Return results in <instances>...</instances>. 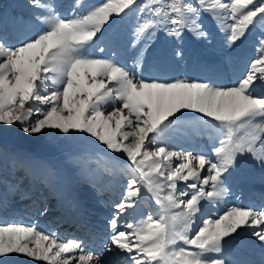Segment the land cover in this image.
<instances>
[{
    "label": "snow or ice",
    "instance_id": "snow-or-ice-1",
    "mask_svg": "<svg viewBox=\"0 0 264 264\" xmlns=\"http://www.w3.org/2000/svg\"><path fill=\"white\" fill-rule=\"evenodd\" d=\"M29 5L37 10L30 18L39 26L33 36L11 43L0 33V135L13 126L27 135L45 130L88 134L113 154L114 165L126 158L128 179L123 198L113 205L102 251L84 253L83 240L63 242L35 224L13 222L0 224V258L22 254L46 264H105L107 252L120 256V264H228L220 255L224 244L245 228L264 246V209L233 206L189 234L201 202L218 203L228 195L227 181L242 157L250 156L264 169V94L256 92L264 86V0H101L92 5L75 0L74 8L83 10L70 17L50 0H29ZM129 13L142 20L127 39L136 55L122 66L112 57L120 54L124 38L118 25ZM206 17L231 21L221 28L229 49L259 29L255 55L235 83L217 86L140 74L157 32L176 41L174 56L182 60L186 32L208 40ZM185 111L200 114L222 131L211 150L214 159L160 142ZM141 188L161 214L153 218L149 213L121 230L118 221L136 206ZM47 212V206L40 209L41 215ZM176 220L182 222L179 231ZM178 241L184 246L177 247Z\"/></svg>",
    "mask_w": 264,
    "mask_h": 264
},
{
    "label": "rangeland",
    "instance_id": "rangeland-1",
    "mask_svg": "<svg viewBox=\"0 0 264 264\" xmlns=\"http://www.w3.org/2000/svg\"><path fill=\"white\" fill-rule=\"evenodd\" d=\"M99 1L101 2V0H84V4L85 5L96 4L99 3ZM50 2L56 6V10L61 15L65 14L64 11L67 12L70 11V13L73 14L74 11L80 12L83 10V9H75V8L72 9L75 5V0H50ZM138 2H143V0H138ZM149 3H151V0H149ZM36 11H37L36 9L30 7L29 0H0V33H3L6 36V38L10 40L11 43H17L20 40H24L21 39V37L24 38L28 37L27 33L33 34L36 30L37 31L39 30V26L34 23H31L32 21L30 19L33 13ZM209 18L212 21H214L216 27L218 28L219 30L218 34H220L223 38H226L227 32L226 30L222 31L221 28L223 27L224 29H226L227 25L229 24V22L231 23V21L223 20L218 22L213 20L211 17H206L204 20L205 22L204 27L206 28H208L207 21H211ZM141 20L142 17H140L139 15L135 13H129V15L123 21H121L119 25L123 27L120 28L119 30L122 37L124 38L122 44L123 43L126 44V41L128 37L131 35V32L134 30L135 26L141 22ZM206 28H204L205 31L207 30ZM23 31L25 32L24 34L22 33ZM258 35H259V29L253 30V32L250 34V36L247 39L250 40L256 39V36ZM159 36L163 37V41L165 42V46L167 47L166 49L170 53L171 51L170 44L173 43L174 45L175 40L171 37L166 36L162 31L157 32L156 37L154 38V41L152 42L150 47H152L155 44L156 40L159 39ZM189 38H191V40H193V43L197 45L198 47L197 49L201 55L207 58H209V56L210 57L213 56L212 51H210L208 56L203 49L205 42L207 43L208 40H203V39L198 40L194 38L191 33H187V32L183 37V45H182L183 50L186 49L185 47H187L186 44ZM241 43L242 42H237L235 47V49L237 50L232 49L230 52V50L226 47L225 39H223V41L220 42L221 47H217L214 49V56L212 57L213 60H210L211 61L210 63L219 64L221 66L224 65L225 63L229 65L230 60L233 59V56L235 57V55L238 54L239 51H241L240 49H243L244 44ZM244 43L246 44V41ZM251 47L252 48L250 49L248 47L247 50L252 55H255V51H254L255 46H251ZM218 52H219V57L217 54ZM135 55H136L135 49L125 48L120 50V54L119 56L116 57L115 60L119 62L122 66L130 65L131 60ZM198 63L199 62L193 61L188 64L179 63L178 65H176L177 63L172 62L170 65V69H173L174 73L169 72L168 74L171 77H175L174 74L177 75L175 79H179L181 77L188 78V74L186 70H184L185 69L184 66L193 69L194 68L193 66H197L196 64ZM147 64L148 62L146 61V65L144 64L145 66L142 65L141 67L142 71H140V69L138 71L140 72V74H142L145 78L148 79L149 66ZM175 69L181 70L182 72L180 73L181 76L178 75ZM220 75L221 74L218 73L216 77H220ZM256 92L258 95L264 94V86H258ZM102 108L106 111L111 110V106L109 104H103ZM196 118L201 123H205V124L207 123V125H209L210 128L212 126H215L214 123L208 121L200 114L185 111L184 114L180 116L179 119H174L172 129L169 131L167 135L161 138L160 142L164 145H167L169 149L172 148V150L178 151L179 145L186 138L182 137L183 136L182 134H174L172 136L173 132L177 128H183V125L187 126L188 128L195 126ZM237 134L242 135L243 130H240ZM170 136L172 137L170 138ZM168 137L169 139H167ZM200 147L203 148L202 150L205 149L204 148L205 146H200ZM188 149H184V150L188 151ZM0 153H2V155H0V194H2L1 191L6 189L8 185L15 186L16 189L15 191L18 192L21 188L25 190L26 189L32 190V187L36 188V184H38L39 186L38 189H42L45 191L43 193L45 198L43 206H47L48 208L47 216L44 217L45 221L51 218L50 212H53L57 204L55 196L62 189L61 188V177L63 170L62 166L67 170V173L70 176L69 177L70 188L72 189V191L76 192V196L80 200L77 201L75 200V198L74 200H71L75 202V206L77 205V203L79 204L80 202H84L88 205L91 204V206L98 205L97 208L99 209V211L95 207H90V206L88 207L87 210L88 212L93 213V215H95L96 212L97 214H99L98 216L99 218L101 217L105 220L111 218V215L112 213H114V210H112L108 206V207H104L103 208L104 212H102L100 207H102L101 205H104L106 202H108V200L102 199L103 201L100 205L98 204V201L101 200L98 199L106 196L107 194V198L111 200L114 196V193L110 194V192L117 191V189H119L118 191L121 192L119 196L115 195L117 202H119L123 198V193L128 179V173L124 168V165L127 163L126 158H123L118 166L114 165L111 160V156L113 154L107 152L103 145L99 144V142H97L95 138L90 137L88 134L75 133L71 135H64L59 133L57 130H45L40 134L27 135L23 131H21L18 126H13L11 128L6 129L3 135H0ZM7 160L9 161L8 163L6 162ZM240 160L247 162L248 156L242 157ZM176 163L177 161L174 159L172 161V165L175 166ZM193 163L195 164L196 162L193 161ZM241 164L243 163L241 162ZM19 165L23 167L18 169ZM244 166L247 172L251 171L250 167L247 166V164H244ZM7 169H9V174H7ZM49 170L51 171L52 175L48 174ZM88 174H91L95 178V180L97 179V181L100 182V185L104 189L103 190L97 189V191H95L96 193L94 195H91V192L88 191L91 189V185L89 182L95 180L89 179ZM205 174L206 171L201 172L202 176ZM3 177H5V179ZM86 181L89 182L87 183ZM86 184H89L88 186L90 188H87L88 186ZM179 187L182 188L184 187V185L180 184ZM149 198H150V194L147 193L144 190V188H141V196L136 204V207L138 209L140 208V211L137 214V219L135 221L131 220L132 217L130 215V212L132 211V208L128 209L127 212L120 218L119 220L120 223L118 222L121 227V230H124V225L127 223H132L136 225L141 220L146 218V216L149 213L152 214L153 218H156L158 215L161 214L160 206H152V204L149 206L146 203L147 200H149ZM187 198L188 197H184V199ZM203 203L204 201L201 202V209L203 208L204 205ZM62 205L64 204L62 203ZM109 205L110 207L113 208L114 204L110 202ZM72 206H74V204L70 203L69 207ZM82 206L84 207V205ZM105 208L106 209L109 208V209L105 210ZM91 209H96V210L91 211ZM228 210L230 209H228L227 207L224 213H226ZM107 211H109V217L108 214L105 213ZM178 211L180 210L171 209L172 213ZM224 213H222L221 215H223ZM77 215L78 213L75 216ZM207 215L206 216H203V214L197 215L195 223L189 229V234H192L202 225L203 221L207 219L208 216H210ZM125 217L126 220L123 219ZM211 218L214 219V217ZM84 221L85 219L83 217V223ZM86 223H88V221H86L85 224ZM105 224H107V222H105ZM174 224L177 231L181 230L182 222L180 220H176ZM47 225L45 228H48L49 230H51V232L52 231L56 232L57 230L56 226L53 225L54 227H52V223H47ZM109 232L110 229L107 230V233ZM57 237L59 236L57 235ZM106 239L107 238L105 236L104 240L106 241ZM226 243H228V238ZM181 246H184L183 242L178 241L177 247H181ZM108 259H112V258H108ZM113 259L116 260L115 264H118V262L120 261L118 260L117 255Z\"/></svg>",
    "mask_w": 264,
    "mask_h": 264
},
{
    "label": "bare ground",
    "instance_id": "bare-ground-1",
    "mask_svg": "<svg viewBox=\"0 0 264 264\" xmlns=\"http://www.w3.org/2000/svg\"><path fill=\"white\" fill-rule=\"evenodd\" d=\"M157 68L158 64L157 62L153 63L152 68ZM220 77H215V85L217 86H221L219 82H221ZM219 80V82H218ZM217 83V84H216ZM186 146L189 150H191V148H197L199 149H203L200 147V145H198L195 141H189L188 139H185L184 141H182V143L179 145V147L181 148V146ZM205 148V147H204ZM247 166L250 167L251 171H246L250 184H249V188L248 190H250V197L255 195L254 193H256L257 195L254 196L252 199H257L258 202L264 201V169H262L255 160H253L250 156H248V161L246 162ZM246 166V167H247ZM245 167V166H244ZM237 169V167L235 168ZM246 170V168H245ZM249 170V169H248ZM239 170L237 172H235L234 170L232 171L231 176L229 177L228 181H227V186L229 187L230 192L233 191V196L231 197H227V195L225 197H223L218 203H207L204 202L203 204V208L201 209V212L197 215L203 214V216H206L208 213H211V217L217 218L218 216H220L222 213H224L228 207V209H231L230 206H242L241 205V201L242 199H240L239 197H244L245 192V185L243 184V181L241 180V176L238 175ZM263 186V188H262ZM239 189V190H238ZM13 190V186L9 187L8 190L2 194H0V224L3 223V219L4 222L9 219H11V222L8 223H21L24 225H32L30 223H28V217H22L21 214H19V210L17 209L19 206L21 205H7V202H13L10 201V198L12 199V195L11 192ZM255 190H257V192H255ZM18 199V198H16ZM68 200H74V196L71 193V190L69 189V187L67 186L66 183L63 182L62 184V189L59 192V196H58V201H61L64 205H62L63 211L62 214H59L61 216V222L60 225H63L65 223H67L68 220H73L74 223L76 225H74V227L72 228V230H74L73 232H71V230H67L64 231L62 229V231L57 234L56 233V237L57 235L59 237H57L59 240L63 241V242H68L71 241L73 239V235L77 234H82L78 237H75L74 239L76 240H83L84 241V245H82L83 251L84 253H87L89 251L95 253L97 251H102V244L105 242V236L107 233V230L109 229L107 224H105V222H107V219H103V218H99V220H95L92 219L94 222H90L88 221V223H83V218L82 213L80 212L81 209H85L86 211H88V207L89 206H85V203L80 202L79 204L77 203V205H84L79 207V212L77 216L71 215L69 214V210L67 209V202ZM28 202V201H25ZM107 203V202H106ZM105 203V204H106ZM33 203H30V205ZM104 204V203H103ZM107 205V204H106ZM110 207L109 203L107 206L105 207ZM13 208V209H12ZM101 211H103L104 207H100ZM109 209V208H108ZM252 209L257 210V208L252 207ZM105 210H107L105 208ZM6 211V212H5ZM213 211V212H212ZM106 214H108L109 217V211L105 212ZM207 213V214H206ZM91 217L96 216L93 215L92 213H89ZM208 214V215H209ZM99 215V214H97ZM51 216V215H50ZM89 216V215H88ZM109 219V218H108ZM73 224V223H72ZM71 224V225H72ZM35 225L38 227V229L43 230L45 232V234H49L51 233L50 231L45 230V225L41 224V223H35ZM87 225L88 228V234H86V232L84 230L87 231L86 229H83L82 227ZM59 227V225H58ZM94 230L92 235H93V239H89L90 232L89 230ZM252 231V230H251ZM71 232V233H70ZM83 232V233H82ZM85 232V235H84ZM242 232V231H240ZM70 240H68V238H70ZM83 237V239L81 238ZM87 237V238H86ZM107 238V237H106ZM237 239L239 240V238H232L229 237L228 238V243H225L224 247H229L231 249V253H224L222 252L220 255H222L228 262V264H248V261L252 259V257L250 255H248L246 252L247 250H245L241 244H239L237 241ZM248 237L246 236L244 240H242V243H245L251 247H254L256 249H258L259 253H261L262 255H264V246H262L260 244V242L255 238L251 237V239L248 241ZM87 241V242H85ZM33 246V245H31ZM239 252L238 257H234V253ZM68 255H72V254H68ZM113 256H111V258L113 259L115 256L114 254H112ZM112 259H108L107 258V254L104 253V260H105V264H115L116 260H112ZM0 260L3 261V264H46V262H37L34 261L32 258L26 257L22 254H13L7 258H0ZM245 262V263H244ZM72 264H78L77 261H72Z\"/></svg>",
    "mask_w": 264,
    "mask_h": 264
}]
</instances>
